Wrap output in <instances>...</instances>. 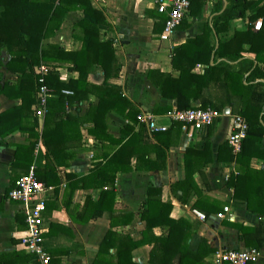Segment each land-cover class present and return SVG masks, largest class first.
Returning <instances> with one entry per match:
<instances>
[{"label":"crops","instance_id":"1","mask_svg":"<svg viewBox=\"0 0 264 264\" xmlns=\"http://www.w3.org/2000/svg\"><path fill=\"white\" fill-rule=\"evenodd\" d=\"M250 1L253 2V6L246 12V17L230 21L227 32L219 34L218 39L230 40L236 32L247 31L250 25L254 31L261 29V26L259 29L255 26V23H261L260 19L251 24L249 18L264 6V0ZM50 2L58 4V0H50ZM89 2L93 9L102 14L104 24L98 25L93 18L85 15L81 10H68L60 28L54 35L46 38L42 44L44 48L56 47L67 53H76L82 49L84 38L83 30L78 27V24L87 22L95 25L99 31L98 41L112 43L115 63L112 64L111 69L113 71L115 64L118 74L106 78L101 65L108 59L99 58L98 62L95 57H90L88 63L93 66L88 72L87 84L118 90L137 106L139 115L153 116L156 126L164 127L165 130H149L139 122L138 117V124L134 127L138 131L139 126H143V145L155 144L153 133L166 132L171 128L173 121L169 115L177 110V104L175 100L160 96L158 89L148 79V73L157 70L170 74L174 78L179 76V72L171 64L173 49L183 44L188 38L200 35L204 26L207 23L211 24L213 16L210 13L215 0L207 2L198 16L189 17L188 27L177 28L168 42L159 40L164 29L163 22H165L163 21L164 15L157 10L159 0H89ZM223 2L225 8L228 4L227 0ZM99 49L100 47H93L90 51L101 52L102 48ZM243 49L242 58L236 62H228L227 65L230 72L242 71L244 78H247L250 74L249 68L263 65L256 61L253 53L248 51L247 45ZM20 50H22L21 47H13L15 52ZM14 57L7 48L3 50V67L1 68L3 73L0 76V87L3 88L5 85L10 87L11 93L10 95L0 94V113L12 110L21 103L20 98L12 92V88L18 85L20 74H10L6 68ZM69 59L70 57H63L57 60L42 61L41 64L33 67V74L39 80L37 70L41 65H45L54 68L51 73H56L61 82L68 84L71 81H77L79 72L73 69V63ZM222 61H224L222 58L212 55L209 65L213 66ZM205 68V65L199 64L195 71L203 74ZM29 72L30 70L26 68V73ZM252 83L264 84V80H255ZM256 88V91L264 89L263 86ZM63 91L62 94H64ZM36 92L32 94L33 98ZM72 95L71 92L66 96L71 97ZM205 95L213 101L217 99L219 102L224 101L223 116L209 128L200 131L195 130L192 125L186 127L182 125L177 144L171 146L167 152L165 168L160 171L140 168L130 173H118L113 198L112 196L102 197L100 200L102 193L109 188V183L103 188L98 181H93L89 186V183L83 179L97 164L103 162L105 154H112L117 146L108 141H100L90 134L91 122L79 125L80 140H73L67 144L71 147L67 150V154L72 155V160H69L70 157L65 158V161H70L68 166H55V172L47 177V192L39 197L44 199V209L41 214L43 220L41 246L49 255L50 264H93L110 230L117 235V239L126 237L134 243L142 241L145 222L141 220V213L145 209L144 203L150 187L162 189L161 201L172 205L170 218L185 219L193 226V235L188 242L190 250L195 252L203 240L214 250V253L206 259L211 264L217 252L250 249L240 239V231L235 226L246 228L262 226L264 228V218L249 212L246 203L235 199L233 190L226 186L229 178L239 173L236 163L225 162L226 160L219 161L217 158L219 147L226 142L229 135L231 116L238 114V105L235 97L225 88L214 86L207 89ZM229 96L232 98L231 104L228 101L231 99ZM58 98V94L52 93L47 100ZM97 100L95 95L89 93L83 100L74 101L71 105L67 104L66 114L83 119L91 105ZM193 105L199 108L198 102ZM30 110L36 115L38 133H41L45 112L38 111L35 102ZM33 121V118H24L20 125L22 128H28ZM127 123L125 118L114 111L106 114L107 133L114 139L123 141L127 139V136L122 134V129ZM207 136L210 140L211 154L205 158H196V172L192 176L196 191L189 186L187 188L188 197L182 201L180 199L182 191L174 184L185 179L186 150L191 148L201 150ZM3 141L4 144H0V255L8 256L11 264H37L27 246L22 242L27 236L25 213L19 203L9 199L8 193L14 182L29 170H33L35 174L44 172L46 148L38 138L33 151L32 164L26 167L27 153L23 155L26 165L13 168L16 147H26L35 139H32L26 130L16 127ZM261 145L264 146V138ZM154 156L152 154L151 158L154 159ZM208 160L211 162L205 164ZM130 165L133 169L135 168L136 157L131 158ZM251 167L257 170L263 169L264 160L254 158L251 161ZM39 178L43 180L45 176L41 175ZM42 180L38 181L44 184ZM198 199H207L208 202L215 203L218 211L206 216L203 210H208V207L203 205L201 210L193 207ZM110 207L111 214L104 212L102 216L92 218V215L102 211V208L109 210ZM224 208H228L229 212L225 213ZM193 211L203 214L205 220H198L193 215ZM129 214H133V219L126 224ZM219 214H223V218H219ZM164 233L165 230L157 227L152 230L148 238L161 237ZM113 244L119 246L120 241L116 240ZM128 244L127 241V246ZM152 247L153 244L149 243L134 249L131 254L132 261L138 264H149ZM258 251L260 257L254 264H264V247ZM108 257L115 260L116 248L110 250Z\"/></svg>","mask_w":264,"mask_h":264},{"label":"trees","instance_id":"2","mask_svg":"<svg viewBox=\"0 0 264 264\" xmlns=\"http://www.w3.org/2000/svg\"><path fill=\"white\" fill-rule=\"evenodd\" d=\"M188 1L190 3L188 17L182 21L178 29L188 27L187 19L198 16L206 3L214 0ZM227 3L224 8L223 0H215L210 13L213 16L211 24L207 23L200 35L188 38L183 44L173 49L171 64L179 72L177 78L152 70L148 73V79L158 89L161 97L176 101L177 111L193 109L195 108L193 103L198 102L200 109H215L223 113L224 101L219 102L218 99L213 101L205 95V91L214 86L227 89L228 93L235 97L238 105L237 113L247 121L248 131L242 142L241 151L236 157L226 141L219 147L217 158L219 161L236 163L239 173L231 176L226 186L233 190L235 199L246 203L249 212L264 218V168L257 170L251 167V161L254 158L264 160V146L261 145L264 138V89L256 91V87H264V84L252 83L255 80H264V6L249 18L251 24L258 19L261 20L259 31H254L250 25L247 31L236 32L230 40L221 41L218 35L227 32L229 22L245 18L246 12L253 6L250 0H227ZM68 10H81L85 15L93 18L98 25L105 22L102 14L92 8L89 0H59L57 5L50 0H0V76L3 73L2 52L7 48L15 56L7 64V70L10 74H20L18 85L12 88V92L21 100L20 105L14 109L0 113V144H4V138L16 127L26 130L35 141L26 147H16L12 167L19 168L26 165L23 155L28 153L26 165L28 168L32 164L37 140L41 139L46 148V168L44 172L35 175L37 180H42L39 177L44 175L45 178L42 181L46 186L48 185L47 177L55 172L56 167L68 166L70 161H65V158L70 157L69 160H72V155L67 154V150L71 148L67 144L73 140H80L79 125L91 122L92 128L89 129V133L96 139L108 141L117 148L112 154H105L103 162L97 164L83 180L89 183V186L91 182L98 181L103 188L109 183V188L102 193L100 200L102 197L112 196L113 198L118 173H130L140 168L149 171H160L165 168L167 152L171 146L177 144L182 124L173 122L168 131L153 133L156 143L145 146L143 145V126L140 125L138 131L134 127L138 124L137 106L118 90L87 84V75L93 66L88 63L90 57H95L98 62L99 58L108 59L101 65L106 78L118 74L115 64L113 71L111 69L112 64L115 63L112 43L98 41L99 31L95 25L87 22L78 24V27L83 30L84 38L82 49L76 53H67L56 47L44 48L42 42L60 28ZM163 17L165 21V15ZM245 45L249 47L248 51L255 55L256 61L263 65L249 68L250 74L247 78H244L242 71L230 72L227 65L228 62H236L242 58ZM13 47H21L22 50L15 52ZM93 47H100L102 50L101 52L90 51ZM212 55L224 61L210 66L209 61ZM63 57H70L69 61L73 63V69L79 72V78L77 81L65 84L60 81L56 73H51L54 68L48 66L49 73L44 77L43 84L48 91L58 94L59 98L46 101L43 126L41 133H38L37 118L30 109L35 102L32 94L38 90L40 84L32 70L42 61ZM199 64L206 66L203 74L195 71ZM26 68L30 70L29 73H26ZM9 88L6 85L3 88L0 87V94L10 95ZM63 90H69L73 95L66 96L62 94ZM89 93L95 95L98 100L91 105L85 118L66 114L67 104L71 105L74 101L83 100ZM228 101L231 104L232 98ZM109 111L116 112L128 121L122 129V134L127 136L126 140L114 139L108 135L105 117ZM28 117L33 118V124L28 128H22L21 120ZM205 138L206 141L201 150L197 151L194 148L186 150L185 179L174 184L182 191L180 198L182 201L188 197L189 186L196 191L192 177L196 172V158H205L211 154L209 136ZM152 154L155 155L154 159L151 158ZM133 157H136L134 169L130 165ZM209 162L211 161L208 160L205 164ZM161 195V188L150 187L147 190L145 209L141 213V220L145 222L142 241L134 243L126 237L117 239V235L110 230L93 264H138L132 261L133 250L149 243L153 244L149 264H211L206 259L214 253V250L205 240L201 241L195 252L189 249L188 242L193 235V226L185 219L170 218L172 205L161 201ZM203 205L208 207V210H203L206 216L218 211V206L208 202L207 199H198L193 207L201 210ZM104 212L111 214V207L109 210L102 208V211L93 214L92 218L100 217ZM132 219L133 214H129L126 224ZM157 227L165 230L164 235L148 238L152 230ZM235 227L240 231V239L245 242L246 247L255 250L264 247L262 226L246 228L238 225ZM116 240L120 241L119 246L113 244ZM114 248H116L115 260L108 257L110 250ZM8 259V256L0 255V264H11Z\"/></svg>","mask_w":264,"mask_h":264},{"label":"built area","instance_id":"3","mask_svg":"<svg viewBox=\"0 0 264 264\" xmlns=\"http://www.w3.org/2000/svg\"><path fill=\"white\" fill-rule=\"evenodd\" d=\"M189 7L188 0H159L157 10L166 17L163 32L159 37L160 41H170L182 21L188 17ZM255 26L259 29L261 23L257 22ZM48 73L49 67L45 65H41L37 70L40 85L35 95V107L40 112H45V103L52 94L43 84L44 77ZM63 93L66 95L71 94L69 91H63ZM169 116L173 122H179L183 127L192 125L195 130L200 131L212 126L223 114L215 109L193 108L186 111L174 110ZM138 120L149 130H165L164 127H157L153 116L149 114L139 115ZM247 131L248 123L245 118L239 114L231 116L230 132L226 141L232 154L237 155L241 151L242 142ZM46 192V186L37 180L33 170H29L14 182L8 193L9 199L19 203L25 213L27 236L23 238L22 242L27 246L37 264H50L51 262L49 255L41 246L40 239L44 199L39 197ZM224 212L228 213L229 209L224 208ZM193 215L200 221L205 220V216L198 211H193ZM223 216V214L218 215L219 218H223ZM259 257L260 253L255 249L226 250L216 253L213 264H254Z\"/></svg>","mask_w":264,"mask_h":264}]
</instances>
